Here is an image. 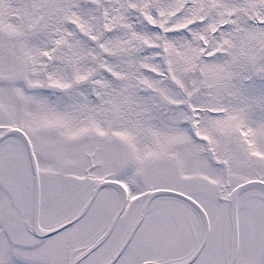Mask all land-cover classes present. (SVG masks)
Returning a JSON list of instances; mask_svg holds the SVG:
<instances>
[{"label":"snow or ice","instance_id":"6c2138e0","mask_svg":"<svg viewBox=\"0 0 264 264\" xmlns=\"http://www.w3.org/2000/svg\"><path fill=\"white\" fill-rule=\"evenodd\" d=\"M0 264H264V0H0Z\"/></svg>","mask_w":264,"mask_h":264}]
</instances>
